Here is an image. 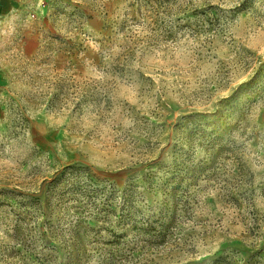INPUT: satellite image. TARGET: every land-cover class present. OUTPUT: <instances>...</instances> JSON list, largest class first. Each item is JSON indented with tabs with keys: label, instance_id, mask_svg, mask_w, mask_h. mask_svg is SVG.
I'll use <instances>...</instances> for the list:
<instances>
[{
	"label": "rangeland",
	"instance_id": "rangeland-1",
	"mask_svg": "<svg viewBox=\"0 0 264 264\" xmlns=\"http://www.w3.org/2000/svg\"><path fill=\"white\" fill-rule=\"evenodd\" d=\"M0 264H264V0H0Z\"/></svg>",
	"mask_w": 264,
	"mask_h": 264
}]
</instances>
